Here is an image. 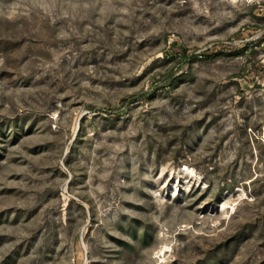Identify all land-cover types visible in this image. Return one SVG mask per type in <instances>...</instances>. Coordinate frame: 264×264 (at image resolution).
Instances as JSON below:
<instances>
[{
    "label": "rangeland",
    "instance_id": "rangeland-1",
    "mask_svg": "<svg viewBox=\"0 0 264 264\" xmlns=\"http://www.w3.org/2000/svg\"><path fill=\"white\" fill-rule=\"evenodd\" d=\"M0 264H264V0H0Z\"/></svg>",
    "mask_w": 264,
    "mask_h": 264
}]
</instances>
